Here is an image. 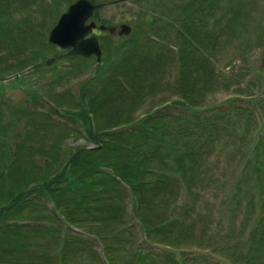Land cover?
I'll use <instances>...</instances> for the list:
<instances>
[{
    "label": "rangeland",
    "instance_id": "rangeland-1",
    "mask_svg": "<svg viewBox=\"0 0 264 264\" xmlns=\"http://www.w3.org/2000/svg\"><path fill=\"white\" fill-rule=\"evenodd\" d=\"M74 1H0V192L29 193L18 202L22 210L17 215L3 211L8 199L0 195V264H264V248L247 243L264 214V194L253 191L264 187V0H233L239 6L229 3L221 21L213 24L214 18L209 25L217 32L225 24L230 28L218 39L212 35L196 44L209 58L214 75L202 106L218 107V116L225 110V117L218 119L220 132L210 147L199 149L197 158H181L186 162V172L179 167L181 178L171 168L161 176L164 183L153 182L145 189L143 211L137 209L140 201L129 186L115 176L113 165L105 164L84 179L60 175L71 153L97 146L87 136L85 119L77 115L83 108L82 86L94 76L97 61L58 58L64 51L47 42L51 28ZM93 1L97 7L91 20L97 26L125 23L132 28L127 36L95 30L102 58L111 55L115 62L116 47L134 40L138 29L159 15L161 2L170 4ZM225 10L236 13L232 21ZM169 47L173 52L158 49L163 61L144 72L140 99L135 100L140 105L132 116L158 111L179 99L170 89H177L182 78L179 45ZM148 52V45L137 46V55ZM48 57L56 58L50 66L44 64ZM232 96L242 107L253 108L248 100L259 103L263 116L254 109L246 118L233 108L220 110ZM126 98L101 109L100 126L129 113L134 100ZM73 101L80 105L72 107ZM203 110L206 116L214 112ZM166 111L179 116L182 108L168 105ZM257 137L260 145L255 149ZM34 166L36 171H28ZM156 166L166 168L161 160ZM11 171H17L15 181ZM187 173L194 180L188 181ZM56 177L58 182L51 184ZM133 210L144 212L152 222L138 223ZM163 234L179 240L178 248L158 240Z\"/></svg>",
    "mask_w": 264,
    "mask_h": 264
},
{
    "label": "trees",
    "instance_id": "trees-1",
    "mask_svg": "<svg viewBox=\"0 0 264 264\" xmlns=\"http://www.w3.org/2000/svg\"><path fill=\"white\" fill-rule=\"evenodd\" d=\"M169 1L168 6L167 2L164 3L165 6L163 2L160 3L163 6L158 12L159 15L150 17L147 20L148 26L145 29L139 28L138 35L134 37V40H137L135 42L137 46H149L148 53L137 55V46L132 45L134 40L131 39L125 44L118 45L116 47L117 51L114 50L118 55V61L115 62L116 60L112 59L111 55L104 57L102 64H97L95 67L94 76L82 86L81 103H79L82 104L83 108L77 115L85 119L87 136L97 142V146L90 149L80 148L71 153L69 161L60 173L61 178H65L66 174H72L84 179L87 176L98 174L99 170L97 168L105 164L108 166L113 165L116 171L115 176L129 186L133 198L135 200L137 198V202L140 201L136 206L137 209L142 211V204L146 202L144 191L149 185L153 182L164 183L165 180L161 176L169 174L171 168L175 172L178 171V175L175 176L181 178L179 167L186 172V168H184L186 162L181 158L188 155H195L197 158L200 156L199 149L203 150L208 146L210 147L215 141L220 132L218 119L225 117V110H223L225 107L233 108L237 115H242L241 117L245 118L246 116L251 117L253 109L262 115L259 103L257 105L254 100H248L253 104V108L251 105L242 107L238 105L239 102L237 101L239 99L234 96L227 99L225 106L219 107L220 110H223L220 116L216 112L218 107L214 110L212 106H202L205 103L206 91L211 89V84L213 85L214 75L209 68V58L197 48L196 44L212 35H214L213 40L215 37L218 39L225 30H228L230 28L229 24L222 25L218 32L215 28L213 30L214 25L210 28L209 25L214 18L213 24L221 21L222 15L225 16L223 11L225 6L233 3L236 7L239 6L238 2L234 3L233 0ZM229 5L228 7H230ZM216 12H220L221 16L219 14L215 17ZM225 13L226 16L229 15L231 21L236 14L229 13L227 10H225ZM165 18H168V20L165 21ZM148 34H152L159 42L151 39L150 36L148 37ZM173 35H175L174 40H172ZM174 43L179 45L177 56L180 61L179 64L182 66V78L178 82L177 89L176 86L174 88L170 87V89L177 94L179 99L167 103L157 109L158 111L150 110L144 116H132L140 105L138 101H135L140 99L137 95L140 91V80L143 79V75L155 68L157 63L161 64L159 62L163 61L160 51L157 52L158 49L163 48L172 53L173 50L169 46ZM208 45H211V43H208ZM134 57L136 62H133ZM79 58L86 60V58ZM149 65L150 67H148ZM95 85H100L99 89H93ZM127 96L134 100L130 106L131 108H128L129 113L118 114L107 119V122L100 126L98 118L101 109L109 104L113 106L116 102L127 99ZM72 103L75 105L72 107L80 105L75 101ZM123 103L124 101H122V107H124ZM168 105L176 108L180 106L182 111L179 112V116H169L166 111ZM115 107L121 108L118 105ZM203 109L214 112L206 116L202 114V111H205ZM94 112L96 113L94 115L95 124L91 118ZM254 144L253 148L255 146V149H257L260 145V137L254 140ZM160 160L166 167L165 169L156 166ZM28 171H36V166L31 167V169L28 168ZM189 173H187V179L191 182L194 179ZM10 174H12L14 181L18 179L17 171L14 173L11 171ZM58 179L57 177L54 178L51 184L57 183ZM253 191L257 194H264V187L253 188ZM103 193L105 197L109 194L105 190ZM0 195L8 199V205L3 207V211H13L17 215L22 210V207H18V202L20 199L28 197L29 193L24 191L19 194L0 192ZM142 211L136 212L133 210L137 222L144 225L152 222ZM85 212H87V215L93 213L91 211ZM248 238L247 243L258 245L256 246L257 250L264 248V214L257 221L253 232ZM173 239L167 234H163L158 238V240L168 241L178 248L180 241L176 239L177 242H175ZM253 244H250V246H254ZM216 254L218 253L216 252Z\"/></svg>",
    "mask_w": 264,
    "mask_h": 264
},
{
    "label": "water",
    "instance_id": "water-1",
    "mask_svg": "<svg viewBox=\"0 0 264 264\" xmlns=\"http://www.w3.org/2000/svg\"><path fill=\"white\" fill-rule=\"evenodd\" d=\"M93 0H76L63 13L56 25L51 29L48 42L59 46L62 50H67L64 56L90 57L95 55L97 61L101 59V49L96 36H91L92 30L96 28L94 21L86 23L92 17L95 9ZM100 30H107L114 34L116 27L99 26ZM131 27L127 24L119 26V35H129ZM55 58H48L45 65L50 66Z\"/></svg>",
    "mask_w": 264,
    "mask_h": 264
}]
</instances>
